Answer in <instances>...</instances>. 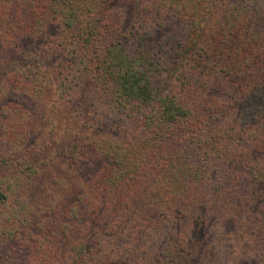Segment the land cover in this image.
Segmentation results:
<instances>
[{
    "label": "trees",
    "instance_id": "trees-1",
    "mask_svg": "<svg viewBox=\"0 0 264 264\" xmlns=\"http://www.w3.org/2000/svg\"><path fill=\"white\" fill-rule=\"evenodd\" d=\"M0 264H264V0H0Z\"/></svg>",
    "mask_w": 264,
    "mask_h": 264
},
{
    "label": "rangeland",
    "instance_id": "rangeland-1",
    "mask_svg": "<svg viewBox=\"0 0 264 264\" xmlns=\"http://www.w3.org/2000/svg\"><path fill=\"white\" fill-rule=\"evenodd\" d=\"M56 36V35H55ZM55 36H52L51 35V38H55ZM34 45H31L29 48H34L33 47ZM36 46V45H35ZM41 46H42V43H41ZM96 125H97V123H95ZM100 136V135H99ZM58 152V151H57ZM54 154V152H52V153H48V154H46L45 152H43L42 154H40V155H38V156H35V157H33V159H32V161L31 162H35L36 164H34V163H32L34 166L36 165V168H48V165H49V163L51 162V161H49L51 158H55L56 157V155H53ZM46 158H47V160H46ZM57 161H58V158L56 159ZM56 161V162H57ZM54 162H55V159H54ZM60 166V165H59ZM60 168V167H59ZM61 168H63V167H61ZM105 168V167H104ZM92 169H95V168H92ZM101 170H103V169H101ZM100 172H102V171H100ZM46 177V176H45ZM41 184H43V183H41L40 182V185Z\"/></svg>",
    "mask_w": 264,
    "mask_h": 264
}]
</instances>
